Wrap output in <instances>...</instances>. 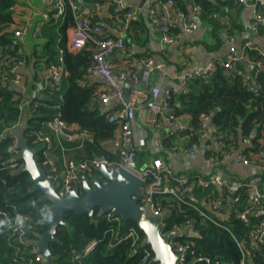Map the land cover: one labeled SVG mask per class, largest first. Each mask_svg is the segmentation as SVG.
I'll return each instance as SVG.
<instances>
[{"label": "trees", "instance_id": "16d2710c", "mask_svg": "<svg viewBox=\"0 0 264 264\" xmlns=\"http://www.w3.org/2000/svg\"><path fill=\"white\" fill-rule=\"evenodd\" d=\"M168 0H159L158 3H166ZM172 17L177 18L178 25L170 28V34L176 35L182 32L178 16L190 17L193 11L203 22L210 24L213 36L218 40V46L222 44L224 33L233 37L235 32L252 31L255 34L264 35V22L257 21V30H252L249 25L241 22V13L247 3L240 0H173ZM252 0H249L251 2ZM17 0H0V64L3 71L0 72V264H45L44 261L35 260L33 252L34 243L46 230L44 220L49 217L47 210L49 203L40 201L41 191H30L33 182L28 172H18L11 167L13 160L18 159L17 153L9 150L16 142V136L12 130L24 123L26 136L30 147L37 150V160L42 166V145L32 135L34 130L42 129L44 133L56 135L52 129L46 126L47 122L56 116L71 127L78 126L80 131H88L90 136L84 142H63L66 147L65 153H76L70 158L75 161H89L99 157L110 163L120 162L119 151L113 152L107 148V143L113 140L119 129L118 122H110L109 114L115 110L104 111L99 104V96L94 87L89 86L86 81L90 75L89 68L93 64L94 43L90 42L79 51H70L66 41H61L60 32L69 25H75L76 15L85 12L84 5L91 3L89 10H94L95 3H102L107 7V14L103 18L95 12L91 18L94 26H101L105 35L114 36L103 24L115 23L116 15L122 14L112 0H84L80 11L75 12L69 1L65 3V11L60 16L52 13L51 24L56 17L64 20V26L53 31L44 30L43 36L48 38L45 52L41 55V61L47 66L52 64H63L66 70L61 84L45 85V79L39 86L36 94L29 96L30 92L23 91L27 84L21 69L31 63L32 57L26 52L21 38L15 37V12L14 7ZM95 11V10H94ZM260 11L264 12L261 8ZM234 12V14H233ZM161 13V12H160ZM60 20V21H61ZM60 24V22L56 23ZM22 24H17L19 27ZM123 24H118L124 31H131L138 26L139 29L147 30L144 21L139 22L135 17L131 20L127 29ZM135 36V35H134ZM244 44V57L251 63L252 68L247 70L246 64L237 61L232 68H226L220 59H226L225 55L217 62V69L210 77H191L186 88L180 92L171 87L169 103L173 115L178 121L183 116H189V126L171 129L167 126L162 128V150L153 153L148 145L138 151L137 162L139 166L151 162L153 159L162 157L169 162V156L180 139L185 138L184 144L190 145L199 141L202 134V114L212 115V121L217 126L220 142L223 148L233 150L240 148L241 139L250 137L256 131L257 136L253 138V146L246 148L247 152L257 153L264 151V69L257 72V64L264 61V52H261L254 44L247 47ZM252 42V41H251ZM127 44V42H126ZM62 58V59H61ZM241 71V73L237 72ZM22 76L23 87L13 84L17 74ZM247 76L251 78L248 79ZM217 112L213 115V112ZM149 140L154 128H147ZM58 143V140L55 141ZM60 147V144H59ZM60 150L62 148L60 147ZM63 151V150H62ZM64 152V151H63ZM261 171L256 175L260 182L264 181V158H261ZM23 165V160L18 159ZM59 165L63 162L57 161ZM225 165H223L224 168ZM90 179L100 177L93 170L92 174H84ZM247 182L251 179H243ZM209 193L217 194L215 188L202 190L195 186L192 194L200 199ZM242 192L240 201L248 204V199ZM157 200L161 207L167 211L165 218V230L172 231L176 226L185 225L187 220L194 223L198 235L188 237L193 243V248L199 254L218 259L224 263L239 264L242 252L237 239L242 240L250 247L248 233L249 225L238 219L234 214L230 218L221 220L212 211L209 214L215 220H206L196 209L186 201L179 200L171 194L158 195ZM202 207V206H201ZM203 208V207H202ZM9 213L14 216L20 212L28 216L27 223L32 228L27 230L23 238L10 232L7 217L3 214ZM65 217L69 221L68 226H60L57 230L56 240L51 243L54 255V264H151L154 253L151 252L149 260L142 261L144 249L151 251L149 246L143 244L144 232L134 220L123 222L108 215L100 216L95 210L91 217L88 214L77 215L73 212L67 213ZM264 219V211L257 213L252 219V224ZM135 228L139 234L137 243L133 245L132 238L123 239L131 229ZM96 241V247L85 253L86 247ZM137 247L139 250L135 251ZM206 264V263H198ZM245 264H264V245H257L245 256Z\"/></svg>", "mask_w": 264, "mask_h": 264}, {"label": "built area", "instance_id": "2783aa9c", "mask_svg": "<svg viewBox=\"0 0 264 264\" xmlns=\"http://www.w3.org/2000/svg\"><path fill=\"white\" fill-rule=\"evenodd\" d=\"M46 9L43 12L44 20H50L52 13L55 16H60L65 11V3L69 1L76 14L80 11L84 0H43ZM119 11L124 10L122 18L120 14L115 17V23L123 24V28L127 29L131 20L137 15V13L144 11V7H134L127 3V0H112ZM244 3H251L255 10V19L257 21L264 22V12L260 11L264 9V0H240ZM148 3V15L153 23H159L162 15L160 13V7L152 4L151 0H146ZM160 4V3H159ZM173 0H168L166 3L160 4L163 11L169 14L167 24L162 27V39L165 43L176 42L186 32H193L198 28V23L195 21L185 22L184 30L176 35L170 34V28L178 25L177 18L171 16ZM105 5L102 3H95L93 9L81 12L76 16V24L74 26L70 48L73 51H79L90 42L94 43L93 52V64L89 68V72L92 75H100L105 78L108 90L99 96V103L104 107L110 105L112 100H116L117 107L115 111L109 114L110 122H118L121 128V141L118 148L120 154V162L113 164L103 158V161L108 166L119 168H126L139 176L145 181L143 186V196L139 201L147 206L148 213L151 215H159L161 217V223L163 224V234H167L172 231H178L177 238L171 241L174 246V251L180 254V258L177 260V264H233L224 263L218 259H212L209 256L199 254L193 243L188 240V237L198 235L195 229L194 223L191 220H187L185 225L176 226L172 231L165 230V218L167 211H165L157 200L158 195L171 194L177 197L179 200L186 201L189 196L188 203L194 206L196 209L200 208L202 217L206 220H215L216 218L209 214V211L215 212L221 220L230 218L231 214H234L238 219L244 221L250 227L248 238L250 240V247L237 238H235L240 246L242 252V259L239 264H245V256L249 254L251 249H254L257 245H264V219H261L252 224L251 219L260 212L264 211V181L251 180L249 182L240 180L237 178H228L224 174L223 165L231 159H235L238 163L249 165L253 167L261 168L262 157L264 158V151L257 153H248L246 148L253 146V138L257 136V132L251 133L250 137L245 139L246 145L244 148H233V150H227L223 148L219 134L217 133V126L212 121V115L202 114V134L199 141L190 145H185V138H181L177 147L173 150L172 154H184L193 156L199 151H203L205 154V162L210 165L214 172L210 174L202 173H178L174 170L173 166L165 161L162 157L153 159L151 162L139 166L137 162L138 151L148 145L149 132L147 127L140 126L137 120V105L136 103L127 98L126 83H152V77L157 66L152 58H145L139 60L142 64V70L131 68L130 66L116 68L112 61V56L118 51H127L129 48L126 44V40L123 36L112 37L105 35L101 26H94L91 23V18L96 14H102L105 10ZM195 14V13H194ZM185 18V15H181ZM196 16V14H195ZM257 22H250L249 28L257 30ZM27 28L23 24L16 28L15 37L23 38L26 34ZM37 35V34H36ZM226 39L232 41L234 38L229 34L224 33ZM247 47H253V43L248 41ZM245 55H238L235 51H231L228 57L220 59V62L226 68H232L234 64L240 59H245ZM62 59V58H61ZM217 62L212 60L205 68H198L193 71L184 70L180 74V80L183 88H186L187 81L191 77H210L217 69ZM257 64V72L264 69V61H260ZM2 66L0 64V72H2ZM241 73V71H237ZM65 76L64 65L52 64L47 69L45 85L59 86ZM250 79V76H247ZM22 76L17 74L13 84L18 87H23ZM171 87L166 85L165 76L162 75L155 83H152L146 97V106L155 115L151 122L156 131L154 133V141L152 142V152L159 153L162 150L161 135L158 130L163 125L177 129L182 127L176 121L175 116L171 110L169 103ZM47 127L52 129L56 135V139L44 133L42 129L34 130L32 135L35 136V140L42 145V166H47L46 175L51 179L53 183L58 182L59 186L57 192L59 196L64 197L68 195L77 185L81 184L82 176L86 173L92 174V171L96 167L100 166L101 162L98 159L89 161H75L65 158L62 165H59L57 161L51 155V149L55 145V141L58 140L63 151H66V147L62 144V139H68L72 142H84L90 136L89 132L84 130H74L68 123L63 121L59 116L49 120L46 124ZM17 138V137H16ZM18 139L9 150L17 153L18 159L20 158V149L17 148ZM18 159H15L11 163V167L15 170H19L22 165ZM105 185H108L104 181ZM199 186L202 190H209L211 188L217 189L218 193H209L203 198H199L195 194H192L194 187ZM242 192L246 195L244 199H248L249 203L244 204L240 201ZM203 208H202V207ZM199 207V208H198ZM8 220V229L11 233L24 237L27 230L32 228V225L28 224V216L15 212L14 216H9V213H3ZM109 218L119 220L120 217H114L112 214H108ZM121 219V218H120ZM185 231V232H184ZM132 238L133 245L137 243L139 234L135 228L131 229L129 233L123 239ZM97 242L92 241L85 249V253L88 254L96 247ZM135 251L139 249L134 248ZM33 252L35 260L42 262L46 261L44 255L38 250L34 243ZM152 250L144 249L142 261L149 260ZM151 264H158L151 260Z\"/></svg>", "mask_w": 264, "mask_h": 264}, {"label": "crops", "instance_id": "0c3cea01", "mask_svg": "<svg viewBox=\"0 0 264 264\" xmlns=\"http://www.w3.org/2000/svg\"><path fill=\"white\" fill-rule=\"evenodd\" d=\"M159 0H151L152 4L160 7L162 15L159 23H153L148 15V3L146 0H127V3L134 7H144V11L137 13L135 18L139 22L144 21L147 30L139 29L135 26L131 31H124L118 26V24H103L112 35L123 36L127 42V51H118L112 56V61L116 68H122L130 66L131 68L142 70V64L139 60L145 58H152L157 70L153 74L152 83H155L158 78L162 75L165 76L166 85L172 87L176 91L180 92L184 90L180 74L184 71H193L198 68H205L208 63L214 59H219L225 55H228L231 51H235L238 55H243L244 44L246 40L252 41V43L261 51L264 52V35L255 34L252 31H244L242 33L235 32L233 40L228 41L225 35H222V44L218 46V40L213 36L212 26L206 22H203L199 17L195 16L193 6H190L192 15L190 17L183 18L181 15L178 16L179 25L184 30L185 22L195 21L198 23V28L193 32L184 31L182 36L174 43H165L162 39V27L161 24H167L169 14L164 12ZM91 3L84 5L85 11L91 7ZM102 17L106 16L107 7L105 6ZM46 9V5L43 0H17L14 12L15 21L17 24H23L26 26L27 31L22 39L26 52L31 55L32 60L30 64L21 69V73L24 76V82L26 87H23V91L30 92L29 96L38 92L39 86L43 83V80L47 74V66L41 61V55L45 52V45L48 42V38L43 36L44 30L53 31L63 27V21L56 17L54 22L48 23V20H44L43 12ZM173 13V11H172ZM234 14V12H233ZM255 18V10L251 3H247L241 13V22L248 26V24ZM61 20V21H60ZM60 22V24H56ZM76 24V23H75ZM13 29L17 28V26ZM75 25H69L64 31L60 32L61 41H66L70 51L71 38ZM37 34V35H36ZM135 35V36H134ZM77 52V51H76ZM245 64L248 71L251 70V63L247 62L245 58ZM65 70V75H66ZM129 82V81H128ZM86 83L89 86L94 87L96 94L106 92L108 85L100 75L90 74L87 78ZM151 83V84H152ZM126 86V93L128 98L133 100L137 105V120L140 126L147 128H154L151 126V122L155 115L146 106L147 92L151 84H147L146 87H139V83ZM100 104V103H99ZM117 107L116 100H112L110 105L103 107L104 111L115 110ZM189 116H183L178 119L180 126H189ZM159 128L158 132L162 139V128ZM74 130H78L77 125H73ZM157 129V128H156ZM152 130L150 137L149 148L152 150V142L155 140L154 133ZM121 128L117 129L115 138L107 143V148L113 152L118 151L121 141ZM63 142L70 143L68 139L63 138ZM240 148H244L246 141L241 139ZM61 147V146H60ZM59 144L55 143L51 149V155L56 161L63 162L65 158H72L76 153L71 154L70 151L65 153L60 150ZM169 163L173 166L174 170L178 173H202L210 174L214 172V169L205 162V154L203 151H199L193 156L184 154H171L169 156ZM225 175L228 178L243 179H255L256 175L261 171L259 167H253L238 163L235 159L227 161L224 166Z\"/></svg>", "mask_w": 264, "mask_h": 264}, {"label": "water", "instance_id": "95a60500", "mask_svg": "<svg viewBox=\"0 0 264 264\" xmlns=\"http://www.w3.org/2000/svg\"><path fill=\"white\" fill-rule=\"evenodd\" d=\"M163 26L164 24H161V27ZM239 61L245 62L243 58ZM129 85L131 84L127 82L126 86ZM146 86L144 82L139 83V87ZM216 112L217 110L213 112V115ZM12 133L18 139L17 148L20 149V158L23 160V165L18 172H28L33 182L30 191H41L40 201L49 203L47 208L49 217L44 220L46 230L35 242L38 250L46 259L45 264H54L51 243L56 240L58 228L69 225L65 215L73 212L77 215L88 214L93 217L95 210L100 216L112 214L114 217H120L123 222L134 220L144 232L143 244L153 251L154 262L177 264L180 254L174 251L171 241L178 237L179 232L172 231L163 234L161 217L149 214L147 206L139 201L143 196L145 184L142 178L126 168H110L103 158L99 157L101 164L95 170L100 177L90 179L83 175L81 184L77 185L68 195L61 197L57 192L59 183H53L47 178V166L38 164L37 150L29 145L25 124L21 123L12 130ZM104 181L108 185H105Z\"/></svg>", "mask_w": 264, "mask_h": 264}]
</instances>
